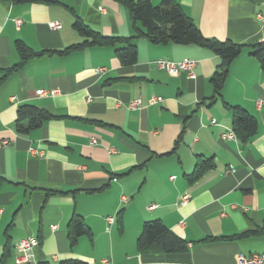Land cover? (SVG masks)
<instances>
[{"label":"crops","instance_id":"obj_1","mask_svg":"<svg viewBox=\"0 0 264 264\" xmlns=\"http://www.w3.org/2000/svg\"><path fill=\"white\" fill-rule=\"evenodd\" d=\"M175 1L203 36L242 45L217 98L209 79L217 54L135 36L140 22L116 0H0V264H17L26 237L37 240L34 264H101L104 257L112 264H236L240 253L264 251V104L255 103L264 99V70L249 53L264 41V0ZM76 19L102 35L135 36L136 62L120 63L112 45L59 53L86 39ZM55 20L61 26L52 29ZM17 40L39 54L20 63ZM160 58L194 60V77L159 68ZM151 95L162 99L150 104ZM135 99L141 106L128 108ZM24 103L48 117L19 132ZM229 105L257 120L245 142L221 136L231 128ZM199 159L213 166L190 179ZM74 215L89 233L72 244ZM152 219L184 248L137 249L142 222ZM249 229L258 232L228 238Z\"/></svg>","mask_w":264,"mask_h":264},{"label":"trees","instance_id":"obj_2","mask_svg":"<svg viewBox=\"0 0 264 264\" xmlns=\"http://www.w3.org/2000/svg\"><path fill=\"white\" fill-rule=\"evenodd\" d=\"M16 1H32V0H16ZM120 4L127 7L130 16L134 22H140L142 28L136 30L135 36L144 35L153 43H179V44H195L209 48L213 54L220 57L217 69L211 76L210 82L214 89L212 98L220 96L219 90L222 87L224 78L227 75L229 64L239 54L242 45L229 39L218 40L216 38H207L202 35L198 26L189 19L175 0H161L159 4H153L150 0H116ZM74 27L86 37L82 42L67 46L59 53L69 50L78 49L86 45H99L114 47L115 57L122 64H132L137 60V48L133 42V37L102 35L92 30L87 24L76 19ZM20 56V63L27 60L31 56L39 54L27 48L20 40L16 41V48ZM249 53L256 58L258 65L264 70V41L256 42L250 45ZM41 53V52H40ZM231 115V130L234 131L240 142L247 141L256 133L257 120L248 111L238 105H229ZM16 119V129L19 132L36 128L48 117V114L40 107L33 104L24 103L18 106ZM213 166L212 159H199L190 179L198 178L206 168ZM139 235H137V249L145 250L146 247L153 246L162 251H177L184 247V241L181 237L174 234L172 230L167 228L159 219L146 220L142 222ZM67 231L73 242L75 238L81 234L89 233L83 219L74 215L69 220ZM257 229H249L238 234L228 237L234 239L237 237L248 236ZM36 264H53L49 260L38 261ZM57 264H86L85 261L79 259H65Z\"/></svg>","mask_w":264,"mask_h":264},{"label":"built area","instance_id":"obj_3","mask_svg":"<svg viewBox=\"0 0 264 264\" xmlns=\"http://www.w3.org/2000/svg\"><path fill=\"white\" fill-rule=\"evenodd\" d=\"M16 23L21 22L20 19L16 20ZM49 27L52 29H57L61 26L60 22L58 20L55 21H49L48 23ZM156 65L159 68L166 69L170 72H177V71H185L188 75V77H194V73L192 70V66H194L195 61L192 59H185L182 61H169L166 59H156L155 60ZM104 70L103 67L98 68L96 71H102ZM37 93L39 95H55L58 93V89H39L37 90ZM162 98L160 96H154L151 95L149 98V103L154 104L158 101H160ZM256 105L258 107L262 106L264 104V99H257L256 100ZM141 106V101L140 99H135L132 100L128 103V108L131 109H136L137 107ZM212 124L216 123L214 119L210 121ZM221 136L223 138H228V139H235L236 135L233 130L226 129L224 132H222ZM187 196L183 195L181 198L182 201H186ZM156 206L155 204H152L150 207ZM113 221V217H107V222L111 223ZM37 244V240L35 237H26L21 240H19L17 249H18V254L16 257V262L17 264L19 262H28V264H34L31 260V250L32 248ZM237 262L236 264H264V251L252 253L250 255H244L240 253L238 256H236ZM101 264H112L111 259L109 257H104L101 259Z\"/></svg>","mask_w":264,"mask_h":264}]
</instances>
